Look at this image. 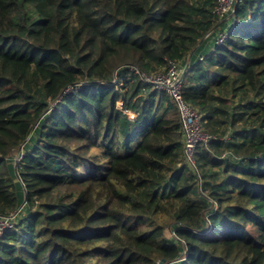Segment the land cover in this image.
<instances>
[{
    "label": "trees",
    "instance_id": "16d2710c",
    "mask_svg": "<svg viewBox=\"0 0 264 264\" xmlns=\"http://www.w3.org/2000/svg\"><path fill=\"white\" fill-rule=\"evenodd\" d=\"M215 5L0 0V264H264V0ZM168 61L209 137L197 177L143 80Z\"/></svg>",
    "mask_w": 264,
    "mask_h": 264
},
{
    "label": "built area",
    "instance_id": "2783aa9c",
    "mask_svg": "<svg viewBox=\"0 0 264 264\" xmlns=\"http://www.w3.org/2000/svg\"><path fill=\"white\" fill-rule=\"evenodd\" d=\"M236 0H216L213 10L219 17L218 23L227 22L233 15ZM224 38V33L217 36V43ZM185 67H180L173 61L166 63L165 71L143 75V80L154 85L156 88L162 89L172 99L178 114L180 124L181 142H182V162L196 175L194 154L198 145L206 146L209 137L203 133L200 117L195 109L185 103L181 95V84ZM128 118H133L134 113L123 111ZM20 214V208L8 216L0 217V237L4 231L12 225L16 217Z\"/></svg>",
    "mask_w": 264,
    "mask_h": 264
},
{
    "label": "rangeland",
    "instance_id": "374dc122",
    "mask_svg": "<svg viewBox=\"0 0 264 264\" xmlns=\"http://www.w3.org/2000/svg\"><path fill=\"white\" fill-rule=\"evenodd\" d=\"M18 151H19L18 148L14 149V150L11 152L10 157L13 158V159H16V156H17V154H18ZM87 167H88V165H86V164L80 166L79 169H78V173H79L80 175H82V174H83V171H84L85 169H87ZM166 236H172V235H171V233H170L169 231H166Z\"/></svg>",
    "mask_w": 264,
    "mask_h": 264
},
{
    "label": "water",
    "instance_id": "95a60500",
    "mask_svg": "<svg viewBox=\"0 0 264 264\" xmlns=\"http://www.w3.org/2000/svg\"><path fill=\"white\" fill-rule=\"evenodd\" d=\"M18 149H20V147H18ZM162 263H163V261H159V262H158V264H162Z\"/></svg>",
    "mask_w": 264,
    "mask_h": 264
}]
</instances>
